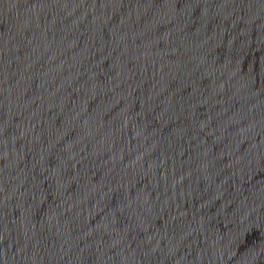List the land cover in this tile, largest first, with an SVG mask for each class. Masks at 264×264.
I'll list each match as a JSON object with an SVG mask.
<instances>
[{
    "label": "water",
    "instance_id": "95a60500",
    "mask_svg": "<svg viewBox=\"0 0 264 264\" xmlns=\"http://www.w3.org/2000/svg\"><path fill=\"white\" fill-rule=\"evenodd\" d=\"M0 264H264V0H0Z\"/></svg>",
    "mask_w": 264,
    "mask_h": 264
}]
</instances>
